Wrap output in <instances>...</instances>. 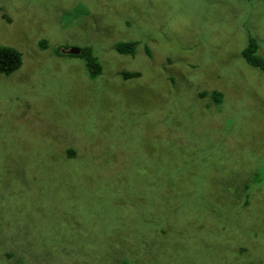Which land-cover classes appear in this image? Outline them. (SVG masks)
<instances>
[{
    "label": "rangeland",
    "instance_id": "rangeland-1",
    "mask_svg": "<svg viewBox=\"0 0 264 264\" xmlns=\"http://www.w3.org/2000/svg\"><path fill=\"white\" fill-rule=\"evenodd\" d=\"M249 37L264 0H0V264H264Z\"/></svg>",
    "mask_w": 264,
    "mask_h": 264
},
{
    "label": "trees",
    "instance_id": "trees-1",
    "mask_svg": "<svg viewBox=\"0 0 264 264\" xmlns=\"http://www.w3.org/2000/svg\"><path fill=\"white\" fill-rule=\"evenodd\" d=\"M138 42L136 40H125L118 41L114 44V49L118 53L122 54H133ZM72 56L80 57L84 60L85 67L87 69L90 78L95 77L101 71V64L93 53L92 48L89 46H83L79 48L77 54H69ZM241 55L244 60L251 66L260 68L264 70L263 59L257 54V42L253 37H249L246 46L242 49ZM21 65V54L20 52L12 46L0 45V73L8 74L16 70ZM121 75L123 78L135 77L138 75L137 72H126L122 71ZM213 96L218 95L217 92H212ZM74 150L67 149V156H72ZM255 180L259 179V176L255 173ZM244 188L248 190L249 183L244 184ZM118 264H131L129 262H121Z\"/></svg>",
    "mask_w": 264,
    "mask_h": 264
},
{
    "label": "water",
    "instance_id": "water-1",
    "mask_svg": "<svg viewBox=\"0 0 264 264\" xmlns=\"http://www.w3.org/2000/svg\"><path fill=\"white\" fill-rule=\"evenodd\" d=\"M61 52L67 53V54H77L79 52L78 47H70L65 50H61Z\"/></svg>",
    "mask_w": 264,
    "mask_h": 264
}]
</instances>
